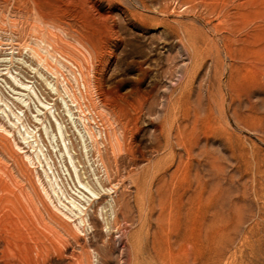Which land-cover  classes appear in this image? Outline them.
<instances>
[{"label": "rangeland", "instance_id": "374dc122", "mask_svg": "<svg viewBox=\"0 0 264 264\" xmlns=\"http://www.w3.org/2000/svg\"><path fill=\"white\" fill-rule=\"evenodd\" d=\"M0 181L39 264H264V0H0Z\"/></svg>", "mask_w": 264, "mask_h": 264}, {"label": "bare ground", "instance_id": "6f19581e", "mask_svg": "<svg viewBox=\"0 0 264 264\" xmlns=\"http://www.w3.org/2000/svg\"><path fill=\"white\" fill-rule=\"evenodd\" d=\"M48 19L50 20V23L59 22L54 17H51V18L49 17ZM52 42L50 41L48 42V46L50 47L52 51H55L58 53L62 51V50H59V47L57 45L58 43L57 40L53 39ZM79 71H80V76L83 79L84 74L82 72L81 67H79ZM114 141H115L114 144L115 143L117 144L116 146L117 148L118 142L116 139ZM119 149H120V146H119ZM112 151H115V150L112 149ZM40 192H39V195H40ZM33 194L34 196L37 197L39 203L41 204L40 206H42V208H45L42 203V200H45L44 199L45 197L44 198L42 196L41 198L38 197L39 195L38 193H36V191ZM9 203L13 206V208H9L6 206V204H9ZM67 226H70V225H67ZM59 227H62V225L59 224ZM39 228L44 229L47 232H50L53 237L58 238V233L54 232L53 231L54 229L53 230L48 229V227L44 225L43 218L41 216L39 207H37L35 202L31 199L30 194L27 193L26 190L24 189L13 190L9 188L6 184H4L2 181H0V246L3 248V250L1 251V254L7 257H13V255L20 256L22 254H26V256L29 257L30 261L33 264H39V261L42 260V258L44 257L43 255L46 252H48V249L50 247H52L54 250L57 251V245L55 244L56 242L54 243L51 239H49V237L46 236ZM55 228L57 229V227Z\"/></svg>", "mask_w": 264, "mask_h": 264}]
</instances>
